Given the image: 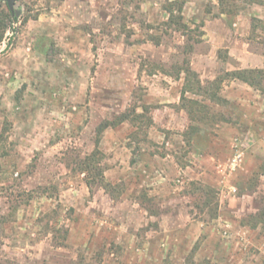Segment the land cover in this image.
I'll return each instance as SVG.
<instances>
[{"label":"rangeland","instance_id":"obj_1","mask_svg":"<svg viewBox=\"0 0 264 264\" xmlns=\"http://www.w3.org/2000/svg\"><path fill=\"white\" fill-rule=\"evenodd\" d=\"M164 3L15 1L0 43V264H264L248 222L264 198V81L224 76L264 69V0H184L191 30L168 27ZM184 59L203 85L222 79V101L185 93L204 120L181 98ZM133 109L153 124L98 137ZM95 148L118 194L74 170Z\"/></svg>","mask_w":264,"mask_h":264},{"label":"trees","instance_id":"obj_2","mask_svg":"<svg viewBox=\"0 0 264 264\" xmlns=\"http://www.w3.org/2000/svg\"><path fill=\"white\" fill-rule=\"evenodd\" d=\"M164 1L165 3L163 5V9L167 13V20L165 24L168 27L174 26L176 30H191L188 25L182 21L184 0ZM15 21L16 16L12 15L8 7L4 8L0 2V43L3 41L6 31L12 28ZM198 33L201 34L202 31H199ZM198 40L199 39H196V41ZM176 72L177 75L180 72L185 74L181 95V98L184 101V106H190L191 109L189 113L192 119L197 117L198 120H204L208 115L209 106L197 98L186 97L185 93L191 92L193 94L201 95L212 102L222 101L224 98H222L218 92L220 88V81L222 79H214L207 85H203L197 77V73L191 69L189 61L186 59H184L183 62L177 67ZM224 76L230 79H238L250 86L260 88L264 81V69H238L227 71ZM124 121H130L132 124L136 125L138 124L139 128L142 130L153 124L152 118L148 116L145 111L136 112L135 109H133L130 112H123L115 116L114 119H106L101 122L97 127L98 137L106 128L110 126H116ZM101 160V153L97 148H95L90 153H86L83 157H79L77 159L74 170L84 174V183L87 187L92 188L94 186H101L110 194H114V192H117L118 194L121 191L118 189L116 190L114 186L106 181L104 176V167L101 163ZM248 222L252 225V227L260 225L264 230V198L262 199L256 212L249 215Z\"/></svg>","mask_w":264,"mask_h":264},{"label":"water","instance_id":"obj_3","mask_svg":"<svg viewBox=\"0 0 264 264\" xmlns=\"http://www.w3.org/2000/svg\"><path fill=\"white\" fill-rule=\"evenodd\" d=\"M5 1L7 3L8 9L12 13V15L18 14V11H14V9H13V5H14L15 1H17V0H5Z\"/></svg>","mask_w":264,"mask_h":264},{"label":"flooded vegetation","instance_id":"obj_4","mask_svg":"<svg viewBox=\"0 0 264 264\" xmlns=\"http://www.w3.org/2000/svg\"><path fill=\"white\" fill-rule=\"evenodd\" d=\"M8 7V6H7Z\"/></svg>","mask_w":264,"mask_h":264}]
</instances>
